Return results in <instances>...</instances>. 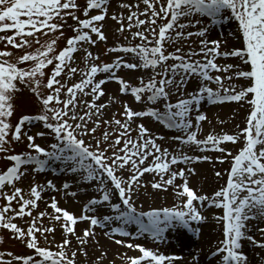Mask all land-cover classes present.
Wrapping results in <instances>:
<instances>
[{
  "label": "snow or ice",
  "instance_id": "obj_1",
  "mask_svg": "<svg viewBox=\"0 0 264 264\" xmlns=\"http://www.w3.org/2000/svg\"><path fill=\"white\" fill-rule=\"evenodd\" d=\"M109 18L119 36L111 45ZM233 23L229 36L239 46L209 38L213 28L222 37L223 25ZM125 70L136 74L135 83L120 75ZM110 82L117 93L109 94ZM24 91L34 112H20ZM204 102L236 103L233 117L243 109L244 126L201 135ZM145 118L177 134L154 131ZM20 142L26 147L17 151ZM229 142L241 147L234 151ZM0 159L7 161L0 168V229L29 250H0V264H78L89 243L99 245L97 227L139 252L117 253L126 264H174L182 257L117 236L166 243L169 233L198 235L210 207L222 210L214 217L222 239L209 253L215 264H264V238L252 234L264 237V0H0ZM200 161L228 164L215 170L224 183L212 193L189 184ZM48 170L72 176L61 185L66 196L85 185L98 194L83 214L61 207L55 196L38 210L46 190L60 189L48 179L26 192L21 182ZM149 186L171 190L176 202L145 210L139 201ZM80 221L89 226L77 232ZM244 241L262 252L250 257ZM105 258L102 250L94 264ZM192 264H200L199 249Z\"/></svg>",
  "mask_w": 264,
  "mask_h": 264
},
{
  "label": "rangeland",
  "instance_id": "obj_2",
  "mask_svg": "<svg viewBox=\"0 0 264 264\" xmlns=\"http://www.w3.org/2000/svg\"><path fill=\"white\" fill-rule=\"evenodd\" d=\"M69 23H71V21H69ZM117 25L115 23V21L111 20L110 18L107 19L105 21V31L106 34L108 35V44L111 45L114 43L115 40L119 39L118 34L116 33L115 29H116ZM235 30V24H225L223 25V36L221 37V30L220 28H213V30L211 31L209 38L210 39H217V38H222L225 39L227 42V47L231 48L233 46H239V41L234 37V36H229V32L230 31H234ZM71 34V29L70 28H66L65 29V35H70ZM64 43L63 40L59 41V44L62 46ZM198 46V45H196ZM105 45L103 43L99 44V48L101 50V52L103 51ZM95 51V49H93ZM116 54H111V55H102L101 59H103L104 61L108 62L111 59L114 58ZM120 75L125 76V78H131L132 82L135 83V73L134 72H128V71H121ZM105 86H107L106 88L108 89L109 94H115L118 92V84L115 82H110L107 83ZM107 97H105L106 99ZM123 100H126L130 103V105H132L134 108H140L141 105L135 104L133 101V98L131 97V95H124L121 97ZM28 100H29V94L27 93V91H24L22 93L19 94V99L17 101L18 104H20L21 108H20V112H34L35 108L34 107H30L28 106ZM231 107V109H228ZM237 104L232 102V103H223V104H209L207 102H204L202 104V111H204L206 113L207 116V120L202 122V133L201 135L207 134L209 131H215L217 133L223 131H227V132H234L236 129L234 127V125L239 124L241 127H243V118H244V110L240 109L238 112V115L236 117H233V110L237 109ZM19 114V113H18ZM13 119L15 120V117H13ZM221 121H223V123H221ZM145 124L146 126L152 128L154 131H161L163 134H165L166 136H172L177 134L175 132V130H170V129H166L164 128L162 125H159L158 123L152 121L150 118H145ZM38 130L37 128H33V131ZM38 143L44 144L45 141L38 139L37 140ZM160 143H164L163 141H159ZM26 147V142H20L16 145V149L17 151H21L24 150ZM227 147L232 148L234 151L238 150L241 145L239 143L237 144H232V143H228ZM208 155H212V156H216V155H220V153L218 152H208ZM7 163V161L0 159V168H3L4 165ZM195 167L196 172L195 174H192L189 176V184L191 187H193L194 190H198L199 184H202L204 182V178H205V174L207 172H209V170L212 173V176L214 175L215 170H219L222 168H227L228 164L227 162H225L224 164H220L219 162H215V164H213V162H204V161H200V162H194V164L192 165ZM178 167H185L184 164H179ZM50 171V170H48ZM53 172V171H50ZM55 173V176H51V177H43L44 174L37 173L35 174V176H32L31 174L24 178L22 180V185L25 188V191L27 192L28 187L30 186V184L34 181L36 183H44L46 180L52 178L54 179L53 182L57 185V188L60 189L59 192H53L51 190L49 191V194H51L50 196L52 197L53 194L55 193L56 195H58V197L63 200V203L61 204L59 202V205L63 208H66L67 210L73 212L75 215L79 216L81 214H83V205L88 201V199L92 196L98 195L96 192H94L90 186H82L84 187L86 190L84 191H78L76 196H71V195H65L64 190L61 188V185L63 183L64 180H72V176L68 173H61L59 171L53 172ZM145 180H151L152 179V174H145L144 176ZM181 180L178 178L176 183H180ZM224 183V181L220 180L218 182V184H216L214 187L209 188L210 190H208L206 193H212L213 191L217 190L220 186H222V184ZM72 190H76L74 187L72 189H70V191ZM171 194H167L166 191H157L155 189H152L150 186L147 188V191L144 195H142L141 200L139 201L140 204L143 205V208L146 210L148 207L145 206V204L147 202H149V206L150 202L154 201L159 195H163L164 199H167V205H159V206H155V207H161V206H171L172 204H174L176 202V197L172 194L171 190H168ZM205 193V192H204ZM150 194V195H148ZM172 195V196H171ZM159 198H161V196H159ZM169 198V199H168ZM59 201V200H58ZM39 204V208L38 210H43L45 209V201L40 200L38 202ZM37 210V211H38ZM48 211H52L51 208L47 209ZM91 214V213H89ZM35 215V212H34ZM204 215L205 216H211V218H214L215 216L218 215H222V210L215 208V207H210L208 209H206L204 211ZM29 217H24V220H29ZM208 220V219H207ZM204 221V222H207ZM19 222V221H17ZM202 222V224L204 223ZM216 222V220H215ZM81 224L82 230L86 227L89 226V222L88 221H80L78 222ZM255 223V222H253ZM202 224L200 225L201 229H202ZM216 226L220 227L222 229V224H217ZM131 230H135V225L130 226ZM97 229L99 230L100 228L97 227ZM100 234H101V229L99 230ZM58 232H61L59 228L56 229V236L55 239L57 241H59L61 238L58 235ZM174 233H169V240L172 238ZM0 235L4 236L5 238V242L3 244H0V250H3L5 248L7 249H11L13 252L17 253V254H25L28 253L29 250L23 245L21 244L19 241L17 240H13V239H9L8 237V233L5 232L4 230L0 229ZM187 235V234H184ZM101 236H104L101 234ZM188 236V235H187ZM105 237V236H104ZM107 238V237H105ZM118 239H131L132 243H141V244H145L147 246L149 245H154L152 240L150 238H145V237H139V238H128V237H120L117 236ZM257 239H261L264 237H256ZM109 239V238H107ZM185 241L187 243H189V241H187L185 239ZM41 244L44 245L45 241L41 240ZM190 244V243H189ZM192 245V244H190ZM123 246V245H122ZM125 247V246H123ZM194 247V246H193ZM126 249H128L127 247H125ZM130 251V249H128ZM261 249L257 247V252H260ZM135 255H139V252H134ZM193 252H191L190 254H192ZM100 253H95L93 258L91 259L92 261L88 264H94L95 262V257L99 256ZM127 255L129 256H133L134 254L130 251V253H127ZM192 259V255L191 258ZM206 259V257H205ZM112 261L114 262V264H126L125 261L121 260L117 255H107V258L104 259L103 264H109V262ZM79 263V262H78ZM83 264V263H81Z\"/></svg>",
  "mask_w": 264,
  "mask_h": 264
},
{
  "label": "bare ground",
  "instance_id": "obj_3",
  "mask_svg": "<svg viewBox=\"0 0 264 264\" xmlns=\"http://www.w3.org/2000/svg\"><path fill=\"white\" fill-rule=\"evenodd\" d=\"M107 87V86H105ZM228 109H231V107ZM43 177H51L55 176V173L50 171H45L43 173ZM205 178L203 179L204 182L202 184H199L198 191L207 192L210 190L209 188L214 187L220 180L216 178V176H212L211 171L207 172L205 175ZM53 178V177H52ZM50 178L51 180H54ZM167 194H171L169 191H166ZM211 193V192H210ZM173 194V193H172ZM44 199L43 201H46L49 199L51 194H49V191L46 190L43 194ZM150 195V194H148ZM59 202L62 204L63 200H61L58 195L55 193L53 194ZM161 196V198H159ZM154 201L150 202L151 206H159L161 204L167 205L166 200L164 199L163 195H159ZM172 196V195H171ZM169 199V198H168ZM146 207H149V202L145 204ZM208 220L207 222H204L202 224L201 232L198 235L192 234V233H186L187 235H178L176 233L173 234L172 238L168 240L166 243H153L154 245H149V247H158L160 251L164 252L165 254H176L177 256L182 257L181 259H178L174 261V264H192L191 255L196 252V250H200V264H215L213 261V257L209 255L211 251L214 250L215 242L219 239H222V229L218 226H216L215 218H211V216H207ZM77 232H80L82 230L81 224L77 223ZM100 230V229H99ZM96 228L97 233V239L99 240V245L95 243H89L87 245V251H88V257L85 258L83 255H80L78 253V264H88L90 263L95 253H101L102 250H107V255H116L117 253H130V251L135 255L134 252H138L137 250L126 249L122 245L115 244L111 239H107L104 236H101L100 231ZM252 234H255L256 237H259V233L253 232ZM59 237L61 238V232H58ZM189 241L187 243L185 241ZM75 241H73V244L75 245ZM194 246V247H193ZM244 251L249 254L251 257L254 252H257V247L249 245L247 241H244ZM193 252L192 254H190ZM262 252V250L260 251ZM206 257V259H205Z\"/></svg>",
  "mask_w": 264,
  "mask_h": 264
}]
</instances>
